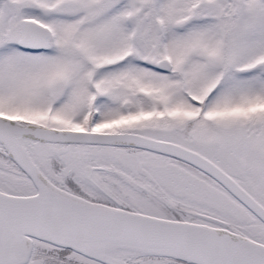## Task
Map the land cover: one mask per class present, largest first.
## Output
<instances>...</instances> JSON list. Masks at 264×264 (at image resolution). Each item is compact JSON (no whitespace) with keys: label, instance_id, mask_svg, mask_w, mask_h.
I'll list each match as a JSON object with an SVG mask.
<instances>
[{"label":"snow or ice","instance_id":"1","mask_svg":"<svg viewBox=\"0 0 264 264\" xmlns=\"http://www.w3.org/2000/svg\"><path fill=\"white\" fill-rule=\"evenodd\" d=\"M0 264H264V0H0Z\"/></svg>","mask_w":264,"mask_h":264}]
</instances>
